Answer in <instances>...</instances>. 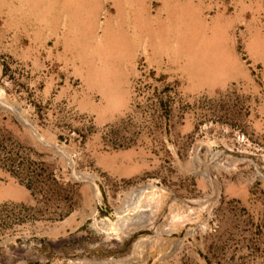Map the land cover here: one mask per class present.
<instances>
[{"label":"rangeland","instance_id":"obj_1","mask_svg":"<svg viewBox=\"0 0 264 264\" xmlns=\"http://www.w3.org/2000/svg\"><path fill=\"white\" fill-rule=\"evenodd\" d=\"M0 264H264V0H0Z\"/></svg>","mask_w":264,"mask_h":264}]
</instances>
